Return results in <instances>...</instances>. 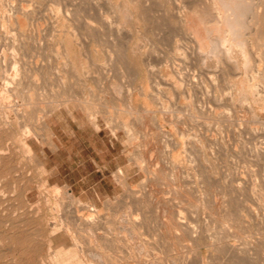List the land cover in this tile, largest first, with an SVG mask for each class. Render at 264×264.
<instances>
[{
  "label": "bare ground",
  "instance_id": "bare-ground-1",
  "mask_svg": "<svg viewBox=\"0 0 264 264\" xmlns=\"http://www.w3.org/2000/svg\"><path fill=\"white\" fill-rule=\"evenodd\" d=\"M83 1L85 3V0H83ZM147 1L148 0H102V2H103L102 4L105 5V7L107 8V11L102 12V9H101V11L99 9V11H98L99 15L96 14L97 17L99 16V18H97L96 15H94V17L97 18L95 20L94 17L91 19V18H88V16H87L88 14L87 15L83 14V15L87 16L86 19L84 20V22H85L84 26H86V29H88L89 31L92 29L93 30L98 29L101 26L103 27L104 24L108 25V27H111L110 28L111 31L109 30L111 32V34H110L111 36H109L108 38L113 37L112 35H114V38H113L114 40L112 39V41H114L112 44L113 47H111V48L107 47L108 49H110V51L108 54H107V52H105V54H107V55H105V54H103V55H105V58H107L106 61L110 62V64L109 63L108 64L109 65L113 64V67L117 71H119L122 75H124L123 77L128 76V77H130V79H132L131 83H129V91L127 93V111H125V113L129 117L130 121H132V122H137V121H142V120L143 121H152V122H157V121H163L164 122L165 121L166 123L169 122L172 124V122H176V123L185 122L186 123L185 120L194 121L195 119H202L205 121L204 122L205 125L207 124V122L209 120L217 121V125H218L219 122H221L223 124V123L229 122L233 119L242 121L241 117H245L244 121H245V123H247L246 117H248L249 119L252 120V122L253 121L254 122L262 121V125H263V122H264V0L259 1V3L257 2L258 5L254 4V2L256 3V1L253 2V0H170L171 5L169 7H165V8L161 7L158 9H151V8L147 7ZM1 2H3L4 5H7L10 3L8 0H7V2H4L3 0H1ZM60 2H62V0ZM93 2L97 3V0L96 1L93 0ZM64 4H65V2H64ZM88 4H89V2H88ZM91 4L92 3L90 2V5ZM102 4H101V6H102ZM11 5H12V3H11ZM59 5H61V4H59ZM73 5H75V4H73ZM65 7H66V4H65ZM105 7L103 8V6H102L103 9H105ZM89 11H90V8H89ZM65 12H66V14L64 17H66V16L69 17L68 15L71 12L68 13L67 9H65ZM98 12H96V13H98ZM56 13H59V9H56ZM52 17H53V15H52ZM56 17L59 18L57 15H56ZM110 17H112L113 19H111ZM24 18L25 19L27 18L26 9H25V6L20 3V4H18V8L15 11L14 16L13 15L11 17L7 16V17H5V19H3V21L6 20V23L7 22L8 23L13 22L15 24L21 25L22 19H24ZM164 18H168L167 23L163 22L159 25V27L157 26V28H156L155 25H156L157 21L159 20L162 22V20H160V19H164ZM109 19H111V20H109ZM150 19L156 20V21L152 20L153 22H156L153 25L156 28L155 32H154L155 29H153V34L155 35L156 39L154 38L152 40H154V41L157 40V42L152 41L150 38L151 34L149 31L150 29L148 28L149 27L148 24L150 23L149 22ZM56 22H58V21H56ZM56 22H54V23H56ZM153 22H151V24ZM58 24H56V26ZM64 24H65V22H64ZM71 25H72V23H71ZM112 25H113V29H112ZM54 27H55V25H54ZM67 27H68V25H67ZM150 27H151V25H150ZM99 29H101V28H99ZM104 29H105V27H104ZM106 29H107V27H106ZM51 30H53V29H51ZM61 31H63V30H61ZM102 31L100 30V32H102ZM104 32H106V30H104ZM91 34H89V35H91ZM5 35H7V34H5ZM5 35H4V37H5ZM95 35H96V33H95ZM102 35H104V40L108 41V42L104 41L103 44H105V42H106L107 43L106 45H108L109 39L106 38V36H105L106 33L102 34ZM108 35L109 34H107V36ZM52 37L54 38V35H52ZM93 37H92V39H94ZM84 40H86V39H84ZM123 40L126 41V44H124L122 42ZM12 41H13V39H12ZM16 41H18V40H16ZM165 41H167L171 44V53L170 54L163 53V51H161L159 46H158V43L162 44ZM51 42L53 44L52 38L50 39L49 43H51ZM77 42L80 43L81 40H79ZM20 43H18L19 46L24 44L25 42H23L22 44H20ZM52 44H50V45L48 44V45L52 46L51 48H52V50H54L55 58L52 56L54 58V62L50 61V63H49V59H48V61H47L49 63L48 66H46V65L44 66L43 64L39 65L38 63H35V65L38 64V65H36L35 71H33L35 69V65L33 66L34 69H32V70L30 69L31 67H29L30 72L33 71L31 73V80L27 79L28 81H31L30 84H28V82H25L26 80H24V79H26V77L27 78L29 77L28 75H30V72H28V68L27 69L22 68V67H24V68L27 67V66L25 67V65H24L25 62L23 63L22 57L24 55L22 57L20 56L21 59H18V60H21V62L23 63V64L20 63L22 65V67H21L23 69L22 70L20 68L21 65L19 64L20 61H18V64H17V65H19V67L18 66L17 67L20 69H18L15 66V64L17 63V60L14 61L12 59V57L15 56L12 54L13 56L10 57L12 59V61H10L11 59L9 58L10 60L8 62L11 63V66L10 65L9 66L11 67V69H12L11 71L13 72V74L10 75L9 77L7 76V74H5L6 75V76H4L5 79H2L3 80L2 81L3 87L1 86L2 91L0 93V106H1V108H3L2 109L3 112L1 109L0 110L3 113V116L0 120V142L6 143L7 142L6 140L17 139L18 140L17 142L19 143V144L18 143L17 144L19 145V149H20L19 152H21V154H23L24 157H27L28 161H29V159L34 160L36 162V166L39 167L38 170L40 169V172H39L40 177L39 178L36 177V178H38V180L34 184H29L30 182H28V184H27V181H26V183L23 185V187L21 186L20 191L17 190V191H19L18 192L19 194L17 192H16L18 194L17 196L14 194L16 197H19V202H20V204L22 203V206L20 205L19 207L22 209H21L20 214L19 215L17 214L18 217L15 219H13L15 215L13 216V218L12 217L11 218H8V217L3 218L2 224L4 226V229H5V227L7 228L6 233H8L5 235V237H7L8 242H10L14 245H17L16 247H18V248H16V249H18V252H19L18 258L19 259H25V260L31 259L33 261L32 264H166L169 261L168 257H158V256L153 255L150 258V256H148L147 253L153 247L149 243L142 242L143 240L142 241L138 240V234L140 233L139 230L147 224L148 218L150 219V216L147 217V215L144 213V211L141 210L144 208L141 207V204H140L141 202L139 201V199L135 198L136 199L135 204L140 202L138 204H140L139 206L141 208L140 207L136 208L135 212H133V210H132V212H130L126 216L125 219H121V224H120L121 227L125 230V232L133 235L134 239H136V242H137L136 245L138 246L139 253H137V254L133 253L132 256L131 255L128 256L129 254H126V256L122 257L121 259L118 258L119 261H116L115 259H112V258H114V256L111 257V255L103 252L102 247L101 248L98 247L99 250H97L96 246L91 247V243L93 240H96L97 238H100V237L105 238V237L111 236L110 234L113 232V230H115V225H116L117 221H116V219H114V217H110L112 215L108 214L109 211L107 210L108 211L107 213H102V211L100 209H98V207H96V205H94V203H92L90 201H86L84 203L80 202L77 198H75L72 188H70L67 184L61 186V188H59V186H55V185H54V188L53 187L51 189L47 188L49 186V184H48L49 180L45 179L46 177L42 178V174H43V172H45L43 169L44 166L41 165V163L38 161V159L34 155L32 143H33L35 138L37 140H39V138H40V136H39L40 133H38L39 131H45L47 133L50 132L49 127H48L47 117L51 116L52 114H55L54 112L56 109L54 110V107L52 109L51 108L52 106H50V108L52 110L51 109H48L49 111L46 110L48 113H45L44 114L45 116L40 117V119L38 120L39 125H34V126L32 125L31 126L28 123L29 111L26 110V107L30 104V99L32 100L31 94H28L29 91H27L28 95L26 97V102L25 103L24 102L19 103V101H20L19 99L23 98V97L18 96L17 92L20 90L22 91L23 82L26 83V84L25 83L24 84H25L27 89H28V87L31 88V90L37 88L38 87L37 85H40L38 83L41 81V79H37L38 78L37 76L39 74L44 75L48 71H52V73L55 75V80H57L59 84H61V85L64 84L65 74L67 73V70L69 67L71 69L72 68L71 66H75V64L77 63L76 62L77 58H75L74 54L71 53L70 42L65 40L64 36H63V40L61 42L56 41V43H54L53 45ZM80 44L82 45V43H80ZM84 44H85V42H84ZM84 44H83V47L87 46ZM94 44H95V42H94ZM77 45H75V46H77ZM95 45H97V44H95ZM19 46L17 45L16 47L17 48H20V47L23 48V46H20V47ZM16 47H14V45H13L12 50ZM37 47L35 45V48H37ZM77 47L79 48V46H77ZM78 48H77V51H79ZM80 48H81V46H80ZM59 49H61L62 51L60 52ZM83 49L85 50V48H83ZM106 50L107 49H105V51ZM77 51L75 50V52H77ZM80 51H81V49H80ZM83 51H82V53H84ZM80 53H77V54H79V56H81ZM85 56L88 57V54ZM89 56H91V55H89ZM15 58L17 59L16 56H15ZM59 58H61L62 61L59 60ZM82 58L84 59L85 57H82ZM82 58H80V59H82ZM46 59H47V57H46ZM57 59L61 62L56 61ZM88 59H91V57ZM86 60H87V58H86ZM103 60H105V59H103ZM90 61L92 62L93 59ZM82 62L83 61H81L80 63H82ZM88 62H89V60H88ZM111 62H112V64H111ZM41 63H42V61H41ZM88 64H90V62ZM102 64L101 65L99 64L100 67L102 66ZM105 64L108 65L107 63H105ZM76 65H81V64H76ZM29 66H30V64H29ZM81 67H83L82 69L85 70V73H88V69H87L88 66H86V62H84V64ZM91 67L92 68H90L91 70H89V71H93V66L91 65ZM73 69H75V67ZM73 69H72V71H73ZM115 69H113V71ZM24 70L25 71L27 70L28 73L24 72ZM78 70L80 71V69H78ZM75 71H76V69H75ZM105 71H106V68H105ZM107 72L108 71H106V73ZM25 73L28 75L26 76ZM49 73H51V72H49ZM73 73H75V72H73ZM82 73H84V72H82ZM93 73L90 72V73H88V75L90 74V76H91ZM100 73H99V75L102 76V74L104 72L101 74ZM79 74L81 75V73H79ZM41 75H39V76H41ZM110 75H111V72H110L109 76ZM84 76H86V74ZM90 76L87 79H90ZM93 76H94V74H93ZM70 77L72 78L73 75ZM108 77L106 78L107 80L109 79ZM112 77H114V76H112ZM112 77H110V78L115 83L116 78L113 79ZM66 78H69V77L67 76ZM94 78L95 77H93V82H94ZM101 78H104V77H101ZM74 79H76V78H74ZM38 80H39V82H37ZM68 80L69 79H67L66 83H68ZM73 80L69 83L72 84ZM107 80L105 81V83L107 82L106 85L108 84V81H109V80L108 81ZM48 81H50V80H48ZM91 82H92V80H91ZM102 82H104V81L102 80ZM73 84H75V83H73ZM94 84H95V82H94ZM100 84H102V83H100ZM103 85H105V84L103 83ZM110 85H113V84H110ZM162 85L165 86L164 87V94L165 95L164 94L161 95V96H164L163 97L164 100H161L159 97H157L159 93L156 94L157 96H155V94H154V92H155L154 89H157L156 87H160ZM41 86H40V88H41ZM54 86H56V85H54ZM20 87L22 89H20ZM66 87H69V86H66ZM95 87H96V85H95ZM108 87H109V85H108ZM72 88H73V86L71 87V89ZM63 89H65V87ZM108 90H110V87L108 88ZM93 91H91V92H93ZM117 91H116V93L119 92V91L118 92ZM161 91H162V89H161ZM161 91H160V93H161ZM68 92H70V91H68ZM68 92H66V93H68ZM110 92H111V90H110ZM34 93H36V92H34ZM56 93H58V92H56ZM81 93L79 95H81ZM88 94H90V93H88ZM61 95H63V94L61 93ZM86 95L87 94H85L84 96L87 97ZM111 95H112L111 97L113 98L114 97L113 94H111ZM75 96H76L75 98L77 99L78 95H75ZM54 97H56V96H54ZM70 97L72 98L73 95ZM80 97L81 96H79V98ZM109 98H110V96H109ZM112 98H111V100H112ZM114 98H113V100L115 101ZM23 99H25V98H23ZM60 99H62V100L61 101L59 100L60 102H58V104L55 103L56 106L54 104L53 105L55 106V108L56 107L58 108L61 106V108H65V110H66V108L69 107L68 106V104H69L68 100L66 98H63V96ZM84 99H86V98H84ZM100 99H102V98L100 97ZM100 99H98V100H100ZM103 99H106V98L103 97ZM181 99L183 101H187V103L184 104V102H183L182 103L183 105L181 104V105H179V107H176L175 101H177V103H180ZM27 100H28V102H27ZM98 100H97V102H98ZM108 100H110V99H108ZM87 101H89V100H87ZM106 101H107V99H106ZM85 102L86 101H84L83 104H85ZM95 102L93 105H95ZM73 103L74 102H72V104ZM86 103L91 104L90 102H86ZM49 104L51 105V103H49ZM74 104H77V101ZM83 104H81V105H83ZM114 104H115V102H114ZM34 105H36V104H34ZM105 105H107V102ZM19 106H21L20 109H19ZM48 106H46V107H48ZM95 106L97 107V105H95ZM101 106L103 107V105H101ZM120 106H121V104H120ZM173 106L175 108H173ZM96 107H92V104H91L90 108H94V111H95ZM77 108H78V106H77ZM101 108H99V109L101 110ZM97 109H98V107H97ZM27 111H28V113H27ZM57 111H59V110L57 109ZM68 111H72V109H69ZM83 111H84V109H83ZM88 111H90V110L88 109ZM88 111H86V113H88ZM97 111H95V112H97ZM106 111H108V110H106ZM120 111L122 113L124 111V109H122ZM89 113H88V115H89L90 125L92 126V128L95 131L98 132L100 130V127L98 124L97 117L95 116L96 114L95 113L89 114ZM114 113L116 114V112H114ZM10 114H12V117ZM106 114H107V112H106ZM98 115H100V114H98ZM119 115H120V113H119ZM100 116H104V113ZM112 116H113V114H112ZM112 116H110V118H112ZM124 117H125V115H124ZM35 118H37V117H35ZM17 119L18 120L20 119V121H17ZM239 121H237V123ZM17 123H18V126L16 125ZM108 123H110V121L107 122V125H108ZM118 123L121 124L120 120ZM250 123H251V121H250ZM120 124H118V126ZM179 124H181V123H179ZM209 124L210 123H208V127L210 126ZM162 125H164V123H162ZM167 125L169 128L172 127L171 130H173L174 124H172L171 127L168 123H167ZM229 125H230V123H229ZM232 125H230V126H232ZM260 125H261V123H260ZM121 126L122 125H120V127ZM230 126H229V128H230ZM236 126L237 125H235V127ZM127 127H128V125L126 123L123 124L124 129L125 128L127 129ZM247 127H248V125H247ZM117 128L118 127H116L115 129H117ZM155 128H157V129H155L154 131H149V132H148V130L145 131L144 135L149 137V138H151L153 136L155 137V135H160V136L166 135L167 130L166 131L162 130L163 127L161 128V126H160V127H155ZM180 128H182V127H180ZM111 129H112V127H111ZM230 129H232V128H230ZM252 129H254V128H252ZM192 130L194 131L197 129H192ZM200 130H202V132ZM200 130L199 131L197 130V132H199L201 134L200 137L204 136V137H207V139H209L208 137H210V136L212 137L213 135H215V134H211V132H210L211 129H208L207 127L204 130L203 129H200ZM257 130H258V127H257ZM183 131L186 134L185 129ZM183 131L181 133H183ZM193 131H191V132H193ZM233 132L235 133V130ZM236 132L238 133L237 130H236ZM169 133H167V136ZM181 133L180 134L178 133V136L182 135ZM187 133H189V132H187ZM190 133H189V137H190ZM243 133H244V131H243ZM246 133H247V131H246ZM48 134H49V136L47 135V137H45V140L43 139L45 141L44 143H47V145L49 144L48 147L51 146L53 148L54 144H53L52 140L50 139V137H52V133L50 132ZM175 134H177V132ZM167 136H165V137H167ZM182 136H184V135H182ZM250 136H251V134H250ZM253 136H254V133H253ZM255 136H256V133H255ZM181 138L183 139V137H181ZM214 138L215 137H213V139ZM255 138H258V137H254V139ZM248 140H250V139H248ZM251 140L253 142V139H251ZM4 141H6V142H4ZM11 142H14V141H11ZM11 142H10V145H11ZM169 142H170V140H169ZM183 142H186V141L183 140ZM187 144H185V145H187ZM191 144H194V143H191ZM12 145L9 146L8 143L0 145V171H5V172L13 171L16 167V164H17L16 162H17V157L19 155V152L17 151V153H16L15 147H17V146H14V148H15L14 149L12 147ZM255 145L257 146V147H255V150L253 151L255 160L257 162L258 161L261 162V164L263 165V168H264V150L257 149L259 147V145H257V144H255ZM163 146H165V145H163ZM199 146H200V144H199ZM245 146H246V144H245ZM247 146H246V148H247ZM251 146H253V145H251ZM193 147L195 149L197 148V147H195V145H193ZM200 147H202V145ZM216 147H217V144H216ZM160 148L162 149V147H160ZM54 149H56V148L54 147ZM184 149H186V148H184ZM191 150H193V149H191ZM251 151H252V149H251ZM189 152L190 151H188V154H189ZM234 152H235V150H234ZM197 153H198V150H197ZM241 153H242V149H241ZM247 153H248V151H247ZM167 155H168V157H170L169 153ZM232 155H233V153H232ZM238 156H240V154ZM22 157L20 156V159ZM186 157H188V156H186ZM192 157L191 158L189 157L190 159L189 158L186 159L184 157L181 158L179 154H176V156H174V157L172 156V158L171 157L168 158V161L171 159L169 162H173V164L176 166L174 167L173 164L170 163L172 165V166L170 165L172 167V169H171V167H167L166 170L170 169V170H172L173 173H174L173 170H175L177 168H179V170L180 169L184 170V169L188 168V164H186V161H188L187 163H189V162L191 163V161H193ZM243 157H245V156H243ZM250 157H251V155H250ZM23 159H22V161H23ZM135 161H136V164L139 165L140 161L139 162H137V160H135ZM19 162H21V161L19 160ZM258 166L260 167V165H258ZM138 167L141 168V165H139ZM18 168H19V166H18ZM152 169H155V168L153 167ZM162 170H164V169H162ZM176 171L177 170H175V172ZM187 171H188V169H187ZM147 172H150V170ZM167 172H169V170ZM172 172H171V174H172ZM181 172L185 173V171H181ZM162 173H164V172H162ZM178 173H179V171H178ZM197 173H196L197 176H195V173H193L194 174L193 176L196 177V179H193V180H195L194 181V185H195L194 188L196 187V190L194 188H192V190L194 189V191L199 195H198V198H196V200L194 199L195 201H192L193 199L192 200L190 199V202H193V206L197 210H200L198 212H201L202 214L205 215L204 218H206V219H202V220H204V224H203V227L200 228V231L198 230L199 228L196 229L197 227H194V225L192 224V221H191L192 219H190L189 217H187L184 214L186 211H188L187 209L184 208V206H187L188 204H186L184 206L182 205L183 209H181L182 207H179V206H181V205H179L178 207L180 208V210H178V211H174V206H171L169 204L171 207H173V212H171V210H169V207L166 206L167 203L163 202L162 204H159L161 206L159 207V212H158V215L156 218V222H157L156 223L157 224L156 231L160 234V237H159V234L155 231L158 234L157 236L161 240H163V236L168 238V240H171V242H172L171 249H173L176 245L177 246L179 245V246H183L185 248V251H186V252L184 251L185 254L182 253L183 255L180 256V258L171 259L170 260L171 263L172 264H264V229H260V228H262L261 225L263 224L262 223L263 219H262V217L259 216V213H258L259 211L256 212L255 209L251 205L247 204V202H249L247 200V198H245V197H244V199L241 198V195H243L242 184L240 182L236 183L233 186V189L230 193V196H227V194L222 190L221 195L220 194H219V196L216 195L219 197L218 199H216L217 197H215L214 195H209L210 193L208 191L209 190L208 187L212 186L209 184H210V179L213 177V176L211 177V175H213V174H211L209 172V169H207V168L206 169L203 168V169L199 170L198 174ZM220 173H221V171H220ZM261 173H264V171H262V172L260 171V175H261ZM151 174L153 176H155L154 172H151ZM180 174H182L184 176L183 173H179V175ZM186 174L187 173H185V175ZM21 175H19V176H21ZM23 175H24V172H23ZM159 175H160V173H159ZM183 176H182V178H183ZM0 177H3V175L2 176L0 175ZM29 177H30V174H29ZM113 177H114V180L116 181V183L121 185V187L126 185L127 176L125 175V172L123 171L122 168H117L116 171L113 172ZM152 178L153 177L150 178V181L153 182L154 178L153 179ZM161 178H163V177H161ZM164 178H165V176H164ZM167 178L170 179L171 176H170V178L169 177H167ZM172 178H173V176H172ZM176 178H175L176 181H177V179L180 181V178H177V179ZM232 178H233V176H232ZM254 178H256V177L254 176ZM262 178H264L263 175H262ZM0 179H3V178H0ZM20 179H21V177H20ZM213 179H214V177H213ZM25 180H28V178ZM155 180H156V178H155ZM255 180H254V182H255ZM190 182H188L189 183L188 184L189 190H191V187H192V186H190V184H191ZM235 182H237V181H235ZM259 182H261V180ZM259 182H257V184ZM178 183H180V182H178ZM213 183H214V181H213ZM262 183H264V182L262 181ZM182 184H183V182H182ZM182 184L179 186H182ZM228 184H230V183H228ZM255 184L254 183L250 184L249 196H252L253 194L254 195L252 197L257 196L258 200L256 199V201H257L258 205L261 206V203L263 202L262 193H256L255 192V187H256ZM8 185H10V183ZM155 185H157V183ZM214 185L215 184H213L212 187L215 188L217 186V184H216V186H214ZM232 185L233 184H231V186ZM4 186L5 185H2V187H1V185H0V205L1 206H3V205L8 206L7 202L9 200V198H7L6 195L9 194L8 193L9 191L7 190L8 192L6 194V192L4 190ZM219 186L222 187L221 185H219ZM219 186H218V188H220ZM259 186H262V185H259ZM12 187H13V185H12ZM262 187H264V184ZM13 188L16 189V187H13ZM186 189H184V190H186ZM148 190H150V189H148ZM182 190H183V188H182ZM215 190H213V191H215ZM244 190H246V189H244ZM32 191L34 192L37 201L40 200L43 203V207H44L43 209H44L45 213L40 212V211H42V208L39 209L41 207V205L39 207L37 204H36V206H30L29 203L26 204L27 203V197L29 196V193ZM218 191H220V190L218 189ZM195 192L191 191V194H194ZM216 192H217V190H216ZM4 193L6 195H4ZM181 193L183 194L184 192H181ZM149 194L150 193L148 192V195ZM232 194H234L236 197L233 198ZM161 195H163V193ZM141 196H142V194L139 197L141 198ZM180 196H182V195H180ZM190 197H193V196L190 195ZM196 197H197V195H196ZM231 197H232V199H231ZM63 199L67 200L66 206L63 205ZM142 199H143V197H142ZM182 199H181V201H182ZM16 200H18V198ZM162 200H164V199H162ZM188 200H189V198H188ZM184 201H182V202H184ZM103 202H104V206L106 207V209H109L108 205H109L110 201L105 200ZM17 204H18V202H17ZM184 204H185V202H184ZM189 207H190L189 210L193 209V207L191 208V205ZM4 209H5V206H4ZM103 209L104 208L102 207V210ZM184 209L186 210L185 212L182 211ZM214 209H216L215 210L216 212L213 213ZM9 210H11V209L9 208ZM46 210L48 211L47 214H46ZM261 210L264 212L263 207L261 208ZM1 211H3V210H1ZM6 211H8V210H6ZM10 212H12V211H10ZM260 215H262V214H260ZM190 217H193V215H190ZM199 217L202 218V215H200ZM247 219H248V221H247ZM199 220L200 219H198V221ZM202 220H200V221H202ZM153 221H154V219H153ZM251 221L258 224L259 227L260 226L261 227L259 228V227H257L258 225H256L257 228H255L252 231H249V230H247L249 226H247V228H244V230L245 229L246 230L243 232L236 231L238 224H243L244 222H251ZM214 223H217L218 228L215 226L217 229L213 226ZM254 223H252V224L254 225ZM198 224H200V223L198 222ZM244 224H243V226H244ZM214 225H216V224H214ZM200 226H201V224H200ZM212 226L216 230L214 228H212ZM154 229H155V227H154ZM250 229H253V226ZM145 234H147V233H145ZM82 235L83 236L85 235V237L87 236L86 244L81 241L82 240L81 238H80V240L78 239L79 236H82ZM140 235H143V233ZM67 242H68V244H67ZM155 243H157V241H155ZM98 244H100V243H98ZM201 247L203 248V250H200ZM175 249H176V247H175ZM0 250L2 251L4 249L0 248ZM180 253H181V251H180ZM191 254L194 256L191 257L190 256ZM25 260H24V262H25ZM29 262L30 261H28V264H30Z\"/></svg>",
  "mask_w": 264,
  "mask_h": 264
},
{
  "label": "rangeland",
  "instance_id": "rangeland-1",
  "mask_svg": "<svg viewBox=\"0 0 264 264\" xmlns=\"http://www.w3.org/2000/svg\"><path fill=\"white\" fill-rule=\"evenodd\" d=\"M3 1L7 2V0H3ZM8 1L10 3L7 4V5H4V3L1 2V0H0V3H1L0 4V93L2 91L1 86L3 85V82H2L3 80L2 79H5V77H4V76H6L5 74H7L8 77L13 74V72L11 71L12 69L10 67L11 63L8 62L11 59L10 58L11 56L15 55L17 57V59L15 58V56L12 57V59L14 61L17 60V63L15 64L16 67L17 66L19 67V65H17L18 61H20L19 64L20 63L23 64L25 62L24 65H25V67L26 66L27 67L24 68L20 64L21 65L20 68L21 67L23 69H27L28 68V72H30V69L31 70L34 69L33 66L35 65V63H38L39 65L43 64L44 66L45 65L48 66L50 61L54 62L55 53H54V50H52V48H51L52 46H49L50 44H52V42L49 43L51 38H52V41H53V44H54V43H56V41H60L61 42L63 40V36H64V39L70 42V51H71V53H73L75 58H77L76 59L77 60L76 64H81V65H76L75 64V66H71L72 67L71 69H70V67L68 68V70H67L68 74L67 73L65 74V82L63 84L64 86L59 84L58 81L55 80V75L52 73V71H48V72H46V74H44V75L42 74L43 76L41 74H39L41 76H39V75L37 76L38 77L37 79H41V81L40 82H39V80L37 81V82H39L38 84H40V85H37L38 87L35 88L36 90L35 89L31 90V88H29V87H28V89H29L28 90L26 88V86H25V84H26L25 82H28V84L31 83V81H28L27 79L31 80V73L36 70V65H38V64H36L35 65V69L32 72H30V75L25 73V75L26 76L28 75L30 78L29 77L27 78L25 76L26 79H24V80H26V81L23 82V85H22L23 89L21 88L22 87L21 86L20 89H22V91L21 90L20 91L17 90L18 91L17 95L25 98V99H23V98L19 97L20 98L19 99L20 100L19 103H23V102L25 103L27 95L31 94L32 100L30 99V104L26 107V110H28L29 113L31 112L29 114L28 111H27V113H28V123L31 126L32 125L33 126L34 125H39L38 120L40 119V117H43V116H45L44 115L45 113H48L46 110L51 109V108L53 109V107H54V110L56 109L55 112H54L55 114L51 115L52 117L51 116L47 117L49 131L52 133V137H50V139L52 140V142L54 144V147L56 149H54V147L52 148L51 146L48 147L49 144L47 145V143H44L45 142L44 141L45 137H47V135L49 136L48 133H50V132L47 133L45 131H39L38 132V133H40L39 134L40 138L38 137L39 140H37L35 138L36 140L34 139V141L32 143V148H33L34 155L36 156L38 161L41 163V165L44 166L43 169H44L45 172H43L42 178L46 177L45 179L49 180L48 181L49 186L47 188L48 189H51L52 187L54 188V185L55 186H59V188H61V186L67 184L70 188H72L75 198H77L80 202L84 203L86 201H90V202L94 203V205H96V207H98V209H100L102 211V213H107L109 211L108 214L112 215L110 217H114V219H116V221H117L116 225H115V230H113V232H112L113 234L111 233L110 234L111 236H108V237H105V238H101L100 237V238H97L96 240H93L92 243H91V247H95L96 246L97 250H99L98 247H100V248L102 247V249H103L102 251L107 253V254H109V255H111V257L114 256V258H112V259H115L116 261H119L118 258L121 259L122 257L126 256V254H129L128 256H130V255L132 256L133 253H136V254L139 253L138 246L136 245L137 244L136 239H134L133 235L128 234L127 232H125V230L121 227L120 224H121V219H125L126 216L130 212H132V210H133V212H135L136 208H139L140 207L139 205L141 204V207L144 208V209H141V210L144 211V213L147 215V217L150 216V219L148 218V222H147L148 225L146 224L143 228H141L139 230L140 233L138 234V240H141V241L143 240L142 242L149 243L153 247L152 249H150L151 251L149 250L148 253H147L148 256H150V258L153 255L158 256V257H168L169 261L166 264H172L171 261H170L171 259L180 258V256L185 254L186 251H185V248L183 246H179V245L175 246L176 249H175V247L173 249H171V245H172L171 240H168V238H166L165 236H163V240H161L159 238L160 234L156 231V229H157L156 218H157V215H158V212H159V207L161 206L159 204H162L163 202L167 203L166 206L169 207V210H171V212H173V207H171V206H174V211H178V210H180L179 207H182L181 209H183L184 205H186V204L189 205L190 204L191 208L193 207V209L189 210L190 209V207H189L190 205L189 206L187 205V206H184V208L187 209L188 211H186L185 209L182 210V211H184V212L186 211L184 214L187 217H189L190 219H192L191 220L192 224L194 225V227H197L196 229L199 228L198 230L200 231V228H202L203 224H204V220H202V219H206V218H204L205 217L204 214H202L201 212H198L200 210H197L193 206V202H190V199L191 200L193 199L192 201H195L196 198H198V195H199V194H197L194 191V189L196 190V187L194 188V186H195L194 185V181L195 180H193V179H196V177L193 176L194 175L193 173H195V176H197L196 173L197 172L199 173V170H201L203 168L209 169V172L211 174H213V175L210 174L211 177L212 176L214 177V179H213V177L212 178L210 177L211 179H210V184L209 185L213 186V184H215L214 186H216V184H217V186L215 188L212 187V186L208 187V189H209L208 191L210 193L209 195H214L215 197H217L216 199H218L219 198L218 197L219 194L221 195V191L223 190L227 194V196H230V193H231V191L233 189V186L236 183L240 182L242 184V186H243V189H242L243 195H241V198L242 199H244V197L247 198V200L249 201V202H247V204L251 205L255 209L256 212L259 211L258 212L259 216L262 217V219H263V221H262L263 224L261 225L262 228H260L261 226L259 227L258 224H256V223L251 221V222H244L245 223V224L243 223L244 226H243V224H238V226L236 228V231L243 232V231L246 230V229L244 230V228H247V226H249L250 228H252V226H253V229H250L248 227L247 230H249V231H252V230H254L257 227H259L260 229H264L263 228L264 227V212L261 210L262 207L264 209V187H262L263 184H264V183H262V181L264 182V178H262V175L264 176V173H261V175H260V171L261 172L264 171V168H263V165L261 164V162H259V161L257 162L255 160V157H254V154H253V151L255 150V147H257L255 144L259 145V147L257 149L264 150V146H263L264 145V142H263L264 141V130H263L264 129V127H263L264 126V122H263V125H262V121H259L261 123V125H260L259 122H254V121L252 122L251 119L246 117L247 118L246 119L247 123H245V121H244L245 117H241L242 121L233 119L234 121L231 120V121L223 123V124L221 122H219L218 125H217V121L209 120L207 122V124H206L207 126H206L205 123H204L205 122L204 120L195 119L194 121L185 120L186 123L185 122H178V123L172 122V124H174L173 125V130H171L172 124L167 122L170 125V127H171V128H169L165 121L164 122L163 121L152 122V121H143L142 120V121L132 122V121H130L129 117L125 113V111H127V93L129 91V83H131L132 79H130V77H128V76L123 77L124 75H122L119 71H117L113 67L112 62H111L112 65H109L110 62L106 61L107 58H105V55H107L109 53V51H110V49H108L107 47H109V48L113 47L112 44L114 42V41H112V39L114 38V35H112L113 37L108 38L109 36H111L110 35L111 34V32H110L111 31L110 30L111 27H108V25L104 24L105 26L103 25V27L102 26L99 27L101 29H99V28L98 29H94L96 31L95 32L93 29L89 31L88 29H86V26H84L85 25L84 20L86 19L87 16H88V18L92 19L94 17V15H96V14L99 15V12H98L99 9H100V11L102 9V12L103 11H107V8L105 7V5L102 4L103 3L102 0H97V3L96 2L94 3L93 0L92 1L91 0L90 1L89 0L88 1L85 0V3H84L83 0H69L70 2L68 0L67 1L66 0H62L63 3L60 2L61 0H8ZM254 1H256V3ZM259 1H261V0H253L254 4H257V5H258ZM64 2L66 4V7H65ZM88 2H89V4H88ZM90 2L92 3L91 5H90ZM11 3H12L13 6L11 5ZM20 3L25 6L27 18L26 19L25 18L22 19L21 25L15 24L13 22H10V23L7 22L6 23V20H4L5 21L4 22L3 19H5V17H7V16L11 17L12 15L14 16L15 11L18 8V4H20ZM100 3L102 4L103 8L105 7V9L102 8ZM59 4H61V5H59ZM73 4H75V5H73ZM170 5H171L170 4V0H148L147 1V7L151 8V9H158V8H161V7L165 8V7H169ZM89 8H90V11H89ZM56 9H59V13H56ZM65 9H67L68 13L71 12L68 15L69 17H67V16L64 17L65 14H66ZM96 12H98V13H96ZM83 14H86V15L88 14V15L86 16V15H83ZM52 15H53V17H52ZM56 15L59 18H57ZM97 15H96V17H97ZM96 17H94L95 20L97 18H99V16L97 18ZM110 18L113 19L112 17H110ZM111 19H109V20H111ZM152 20L156 21L154 19H152ZM152 20L150 19V21H149L150 23L148 24V26H149L148 28L150 29L149 31H150V34H151V35L149 34L151 36L150 37L151 40L155 38V35L153 34V29H155L154 30V32H155L157 26L159 27V25L161 23H163V22L167 23L168 18L160 19V20H162V22L158 20L159 21V22L157 21L158 24L156 22H153ZM56 21H58V22H56ZM54 22H56V23H54ZM64 22H65V24H64ZM151 22H153V23L151 24ZM71 23H72V25H71ZM155 23H156V25H155L156 28L153 26ZM56 24H58V25L56 26ZM54 25H55V27H54ZM67 25H68V27H67ZM150 25H151L152 28L150 27ZM104 27H105V29H104ZM106 27H107V29H106ZM102 28L104 30H106V32H104V30ZM51 29H53V30H51ZM112 29H113V25H112ZM61 30H63V31H61ZM100 30L101 31L103 30V31L100 32ZM94 32L96 33V35H95ZM105 33H106V35H105L106 38L109 39V44L108 45H106L107 44L106 42H108V41L104 40V35H102V34H105ZM5 34H7V35H5ZM89 34H91V35H89ZM107 34H109V35L107 36ZM4 35H5V37H4ZM52 35H54V38L52 37ZM91 36L92 37L94 36L93 37L94 39H92ZM12 39H13V41H12ZM84 39H86V40H84ZM16 40H18V41H16ZM79 40H81L80 43H82V45L77 42ZM104 41H106L105 44H103ZM152 41H154V40H152ZM23 42H25L26 44L25 43L22 44ZM84 42H85V44H84ZM94 42L97 45H95ZM122 42L124 44H126V41L123 40ZM154 42H157V40H155ZM18 43L22 44L20 46H23V48L20 47ZM83 44L87 45V46L83 47ZM13 45H14V47H16L18 45L20 48L16 47V48H14L12 50ZM35 45H36V47L37 46L38 47L35 48ZM75 45L79 46V48L81 46V48H80L81 51ZM158 46H159L160 50L163 51V53H166V54H170L171 53V44L169 42L165 41L162 44L158 43ZM77 48H78L79 51H77ZM83 48H85V50ZM105 49H107V50L105 51ZM75 50L77 52H75ZM59 51L61 52L62 50L59 49ZM82 51L84 53H82ZM105 52H107V54H105ZM77 53H80V55L82 57H85L84 58L85 60L81 56H79V54H77ZM87 54H88V57L85 56ZM103 54H105V55H103ZM89 55H91V56H89ZM20 56L21 57L23 56L22 57L23 58V63L21 62V60H18V59H21ZM46 57H47V59H46ZM90 57H91V59H88ZM80 58H82V59H80ZM86 58H87V60H86ZM12 59L10 61H12ZM48 59H49V63L47 62ZM92 59H93L94 62L90 61ZM103 59H105V60H103ZM59 60H61V58H59ZM59 60L57 59L56 61H59ZM88 60H89L90 64H88L89 63ZM41 61H42V63H41ZM61 61H59V62H61ZM79 61L80 62L83 61V62L80 63ZM84 62H86V66L89 67V68L87 67L88 73H90V72L93 73L94 72L93 73L94 76H93V74L91 76H90V74L88 75V73H85V70L82 69L83 67H81V66L84 64ZM105 63H107V64L109 63V64L106 65ZM29 64H30V66H29ZM99 64L100 65L102 64L103 67L102 66L100 67ZM91 65L93 66V71H89V70H91L90 68H92ZM29 67H31V68L29 69ZM74 67H75L76 71H75V69H73ZM20 68H18V69H20ZM77 68L80 69V71ZM105 68H106V71H108L107 73L105 71ZM72 69H73V71H72ZM113 69H115V70L113 71ZM24 72H27V70L26 71L24 70ZM49 72H51L53 75L51 73H49ZM73 72H75V73H73ZM78 72L81 73V75ZM82 72H84V73H82ZM100 72L101 73L104 72L103 73L104 75L103 74H102V76L99 75ZM110 72H111V75L114 76V77H112L111 75L109 76ZM85 74H86L87 77L84 76ZM66 75L69 78H66L67 77ZM72 75L76 79H74L73 77L71 78L70 76H72ZM89 76H90V79H87V78H89ZM93 77H95L94 78L95 84L93 82ZM101 77H104V78H101ZM107 77L109 78L108 79L109 81L106 79ZM110 77H112L113 79L116 78L115 83ZM67 79H69L68 83H66ZM71 79L75 80V81L73 80L72 84L69 83V82L72 81ZM48 80H50V81H48ZM91 80H92V82H91ZM102 80L104 82H102ZM106 80L108 81L107 85H106L107 82L105 83ZM87 81L88 82L90 81V82L88 83ZM73 83H75V84H73ZM100 83H102V84H100ZM103 83L105 85H103ZM110 84H113V85H110ZM54 85H56V86H54ZM65 85L69 86V87H66ZM95 85H96L97 88L95 87ZM108 85L110 87L111 92H110V90H108V88H109ZM40 86H41V88H40ZM72 86H73V88H72L73 90L71 89ZM64 87H65V89H63ZM164 87L165 86L162 85L160 87H156L157 89H154L155 90V92H154L155 96H157L156 94L159 93L160 95L158 94L157 97H159L161 100H164V98H163L164 96H161V95L164 94ZM161 89H162V91H161ZM90 90L91 91L94 90V91L91 92ZM159 90L161 91L162 94L160 93ZM27 91H29V93ZM68 91H70V92H68ZM116 91L118 93H116ZM34 92H36V93H34ZM56 92H58V93H56ZM60 92L63 95H61ZM66 92H68V93H66ZM80 93H81V95H79ZM88 93H90V94H88ZM110 93L113 94V96L115 97V98L113 97L115 99V101L111 97L112 95ZM85 94H87L86 95L87 97L84 96ZM72 95H73V97L71 98L70 96H72ZM75 95H78L77 96L78 100L75 98L76 97ZM37 96L38 97L40 96V97L38 98ZM54 96H56V97H54ZM62 96H63V98H66L68 100V102H69V104H68L69 107H67L66 110H65V108H61V106L58 107V108L57 107L55 108L56 104H58V102H60L62 100V99H60ZM79 96H81L82 98L81 97L79 98ZM99 96L102 99H100ZM109 96H110V98H109ZM103 97L106 98L107 101H106V99H103ZM84 98H86L89 101H87ZM97 98L100 99V100H98ZM111 98H112V100H111ZM108 99H110V100H108ZM97 100H98V102H97ZM76 101H77V104H74ZM84 101L90 102L92 104V107H96L95 105H97L98 109L96 107L95 111H97V110L98 111L95 112L94 108H90L91 104H87L86 102H85V104H83ZM180 101H181L180 103H177V101H175L176 107H179V105H181L183 102H184V104L187 103V101H183L182 99ZM27 102H28V100H27ZM72 102H74V103L72 104ZM94 102H95V105H93ZM106 102H107V105H105ZM114 102H115V104H114ZM49 103H51V105ZM34 104H36V105H34ZM81 104H83V105H81ZM120 104H121V106H120ZM76 105L78 106V108H77ZM101 105H103V107ZM46 106H48V107H46ZM50 106H52V107L50 108ZM20 108H21V106H19V109ZM99 108H101V110ZM173 108H175V107L173 106ZM0 109L2 110L3 108H1V106H0ZM57 109L59 111H57ZM67 109L68 110L72 109V111H68ZM83 109H84V111H83ZM88 109L90 111H88ZM122 109H124V111L121 113L120 110H122ZM1 110H0V120H1V118L3 116V113H2L3 110H2V112H1ZM106 110H108V111H106ZM86 111H88V113L90 112V113H95L96 114L95 116L97 117L98 124H99V127H100V130L98 132L95 131L92 128V126L90 125L89 115H88V113H86ZM106 112H107V114H106ZM114 112H116L117 115ZM103 113H104V116H100ZM119 113H120V115H119ZM98 114H100V115H98ZM112 114H113L114 117L112 116ZM10 115L12 117V114H10ZM124 115H125V117H124ZM110 116H112V118H110ZM35 117H37V118H35ZM118 119L120 120L121 124L118 123L119 122ZM121 119L122 120L124 119V120L122 121ZM105 120L107 122L110 121V123H108L109 126L107 125V122ZM17 121H20V119L19 120L17 119ZM237 121H239V122L237 123ZM250 121H251V123H250ZM112 122L114 124L116 123L115 124L116 126ZM18 123L16 124L17 126H18ZM122 123L123 124L126 123L128 125L127 129L123 128V124ZM162 123H164V125H162ZM179 123H181V124H179ZM208 123H210L209 127H208ZM229 123H230V125H232V124L233 125L230 126ZM118 124H120L122 126L120 127V125L118 126ZM235 125H237V126L235 127ZM247 125H248V127H247ZM160 126H161V128L163 127L162 130H164V131L167 130L166 131L167 133H169V132L170 133L172 132V133L171 134L169 133L168 136H167V133H166L165 136H167V137H165L163 135L165 138L162 135L161 136L160 135H155V137L153 136L151 138H149V137L144 135L145 131H147V130H148V132L149 131H154L155 129H157L155 127H160ZM229 126H230V128H232V129L234 128V129L233 130L230 129ZM111 127H112V129H111ZM116 127H118V128L115 129ZM180 127H182V128H180ZM206 127L208 129H211V131H210L211 134H215L212 137L211 136L208 137L210 140L207 139V137H204V136L200 137L201 134L199 132H197V130L198 131L200 129L204 130ZM257 127H258V130H257ZM252 128H254V129H252ZM182 129L183 130L185 129L186 134L184 133V131ZM192 129H197V130L193 131ZM234 130H235V133L233 132ZM236 130L238 131V133L236 132ZM175 131L177 132V134H175L176 133ZM182 131H183L184 134L181 133ZM191 131H193V132H191ZM200 131L202 132V130H200ZM243 131H244V133H243ZM246 131H247V133H246ZM187 132H189V133L191 132L190 133V137H189V133H187ZM178 133L179 134L181 133L184 136H182V135L178 136ZM253 133H254V136H253ZM255 133H256V136H255ZM250 134H251L252 137L250 136ZM181 137H183V139ZM213 137H215V138L213 139ZM254 137H258V138H255L256 139L255 140ZM248 139H250V140H248ZM251 139H253V142H252ZM169 140H170V142H169ZM183 140L186 141V142H183ZM6 141H4V142L8 143L9 146H11L13 144L12 145L13 148H14V146H17L18 148L15 147L16 149L15 148L14 149L16 150V153H17V151L19 152L20 149H19V145H18L19 143L17 142L18 141L17 139H13V140L10 139V140H6ZM11 141H14V142H11ZM10 142H11V145H10ZM6 143L0 142V145L1 144H6ZM187 143L188 144L190 143V144L188 145ZM191 143H194V144H191ZM198 143L200 144V146L202 145V147H200ZM185 144H187V145H185ZM216 144H217V147H216ZM245 144H246V146L247 145L248 146L250 145V146L249 147L247 146V148H246ZM163 145H165V146H163ZM193 145H195V147H197L196 149L198 150V153H197V150L193 147ZM251 145H253V146H251ZM159 146L162 147V149ZM183 147L186 148V149H184ZM191 149H193L194 151L191 150ZM241 149H242V153H241ZM251 149H252V151H251ZM234 150H235V152H234ZM188 151H190L189 154H188ZM247 151H248V153H247ZM168 153H169L171 158H172V156L173 157L176 156V154H179L181 158L184 157L186 159L189 158V157L191 158L193 156L192 157L193 161H191V163L189 162L191 165L189 163H187L188 161H186V164H188V168H186L184 170L183 169L179 170V168H177V169L174 168L175 170H177L176 171L177 173L175 172V170H173L174 171V173H173L172 170H170V169L166 170L167 167H171L172 166L171 164H173V162H169L171 159L168 161V158H170L167 155ZM232 153H233L234 156L232 155ZM239 154H240V156H238ZM250 155H251L252 158L250 157ZM20 156L21 157L23 156V157L20 159ZM186 156H188V157H186ZM243 156H245V157H243ZM22 159H23V161H22ZM19 160L21 162H19ZM135 160H137V162L140 161L139 165H141V168L138 167L139 165L136 164ZM34 162L35 161L31 160V159H29V161H28V158L24 157V155L21 154V152H19V155L17 157V162H16L17 164H16V167H15V169L17 168L16 170L14 169L13 170L14 172L13 171H7V172L0 171V175L1 176L3 175V177H0V178H3V179H0V185H1V187H2V185L6 186V187L4 186V190H5L6 194L9 191L8 192L9 194L6 195L4 193V195H6L7 198H9V200H10V201L8 200V202H7L9 207L7 205H3V206L0 205V217H1L0 218V248L4 249L2 251L0 250V264H25V263L28 264V261H30L29 262L30 264L33 263V261L31 259H26L25 260V259H19L18 258L19 252H18V249H16L18 247H16L17 245H14V244L8 242L7 237H5V235L8 234V233H6L7 232V230H6L7 228L5 227V229H4V226L2 224V220H3L4 217L5 218H7V217L8 218H11V217L13 218L14 215L15 216H14L13 219H15L20 214L22 208H20L19 206L20 205L22 206V203L20 204L19 197H16V196L19 194L18 192L20 191L21 186L23 187V185L26 183V181H27V184H28V182H30L29 184H34L38 180V178L40 177V173H39L40 169L38 170L39 167H37L36 166V162L35 163ZM258 165H260V167ZM18 166H19V168H18ZM173 166L175 167L176 165L173 164ZM153 167L155 169H152ZM117 168H122L123 171L125 172V175L127 176V180H126V185L125 186L121 187V185L117 184L116 181L114 180L113 172H115ZM161 168L164 169V170H162ZM148 169L150 170V172H147V171H149ZM171 169H172V167H171ZM187 169H188L189 172L187 171ZM168 170H169V172H167ZM178 171H179V173H183L184 176L182 174L179 175ZM181 171H185V173H187V174L185 175V173L181 172ZM220 171H221V173H220ZM23 172H24V175H23ZM151 172H154L155 176H153L151 174ZM162 172H164V173H162ZM171 172H172V174H171ZM159 173H160V175H159ZM29 174H30V177H29ZM19 175H21V176H19ZM160 176L163 177V178H161ZM164 176H165V178H164ZM166 176L169 177V178L171 176V178L168 179ZM172 176H173V178H172ZM182 176H183V178H182ZM232 176H233V178H232ZM254 176L257 179L254 178ZM20 177H21V179H20ZM36 177H38V178H36ZM151 177L154 178V179L152 178L153 182L150 181ZM176 177L180 178V181ZM24 178L25 179L28 178V180H25ZM155 178H156V180L158 179L157 180L158 182L155 180ZM175 178L177 179V181L175 180ZM254 180H255V182H254ZM260 180H261V182H259ZM181 181L183 182V184H182ZM187 181L188 182L191 181L190 182L191 183L190 186H192L191 190H189V185H188L189 183ZM213 181H214V183H213ZM235 181H237V182H235ZM178 182H180V183H178ZM257 182H259V183L257 184ZM9 183H10V185H8ZM156 183H157V185H155ZM228 183H230V184H228ZM251 183H254V184L256 183L255 184L256 185V187H255V192L256 193H262L263 202L261 203V206L258 205V203L256 201V199L258 200L257 196L252 197L254 194L252 196H249V188H250V184ZM181 184H182V186H179ZM231 184H233V185L231 186ZM12 185H13V187H16V189L13 188ZM219 185H221L222 187H220ZM259 185H262V186H259ZM218 186L220 188H218ZM182 188H183V190H182ZM192 188H194V189L192 190ZM148 189H150V190H148ZM184 189H186V190H184ZM215 189L217 190V192H216ZM218 189L220 191H218ZM244 189H246V190H244ZM17 190H19V191H17ZM179 190L180 191L182 190L181 192H184V193L182 194ZM211 190L212 191L215 190V191L212 192ZM191 191L195 192L196 194L195 193L191 194ZM148 192L150 193L149 195H148ZM160 193L161 194L163 193V195H161ZM141 194H142V196L140 198L139 196ZM180 195H182V196H180ZM190 195L193 196V197H190ZM196 195H197V197H196ZM216 195H218V196H216ZM232 196H233V198L236 197L234 194H232ZM142 197H143V199H142ZM187 197L189 198V200H188ZM17 198H18V200H16ZM135 198L139 199V201L141 203L137 201L140 204L136 203L137 204L136 205L135 204V202H136ZM162 199H164V200H162ZM181 199H182V201L185 202V204H184V202L181 201ZM231 199H232V197H231ZM105 200H109L110 201V203L108 205L109 209H106V207L104 206V202L103 201H105ZM17 202H18V204H17ZM28 203H29L30 206H36V204H37L40 207V205H41V207L39 209L42 208V211H40V212H44L45 213V211L43 209L44 208L43 207V203L40 200L37 201L33 191L30 192L29 196L27 197V203L26 204H28ZM66 204H67V200L63 199V205L66 206ZM179 205H181V206H179ZM4 206H5V209H4ZM102 207L104 208L103 210H102ZM9 208L11 210H9ZM1 210H3V211H1ZM6 210H8V211H6ZM192 210L193 211L195 210L194 211L195 213ZM215 210L216 209H214V211L212 210L213 213L216 212ZM10 211H12V212H10ZM10 213L11 214L13 213V214L11 215ZM47 213H48V211L46 210V214ZM260 214H262V215H260ZM190 215H193V217H190ZM200 215H202V218L199 217ZM153 219H154V221H153ZM198 219H200L202 221H200V220L198 221ZM247 221H248V219H247ZM198 222L201 224V226H200V224H198ZM252 223H254V225ZM214 224H216V225H214ZM214 224H213V226L214 227L216 226L218 228L217 223H214ZM256 225H258V226L256 227ZM213 226H212V228H214ZM154 227H155V229H154ZM155 231L159 234V237L157 236L158 234ZM142 233H143V235H140ZM145 233H147V234H145ZM82 236H79L78 239L80 240V238H81L82 239L81 241L86 244L87 236L85 237V235H84L83 236L84 238ZM155 241H157V243H155ZM97 242L100 243V244H98ZM67 244H68V242H67ZM200 250H203V248L201 247ZM180 251H181V253H180ZM190 256L192 257L194 255L191 254ZM24 260H25V262H24Z\"/></svg>",
  "mask_w": 264,
  "mask_h": 264
}]
</instances>
